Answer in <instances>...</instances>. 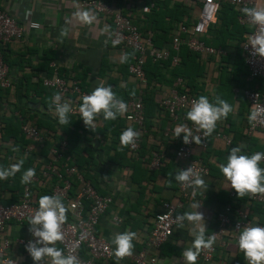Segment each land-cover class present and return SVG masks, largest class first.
Wrapping results in <instances>:
<instances>
[{
  "label": "built area",
  "instance_id": "obj_1",
  "mask_svg": "<svg viewBox=\"0 0 264 264\" xmlns=\"http://www.w3.org/2000/svg\"><path fill=\"white\" fill-rule=\"evenodd\" d=\"M115 1L82 0L80 5L85 9L92 10L103 19L109 20L111 26L109 42L113 46L131 49L136 52L134 61L127 67V73L138 83L140 88L144 87L145 84L142 71L143 58L149 57L152 62L165 61L170 56V51L177 52L182 44L190 52L198 54L203 59L212 57L213 59L208 64H215L217 58L223 55V51L204 45L200 37L205 34L207 27L215 22V14L220 3H227L239 11L244 8L264 9V0H195V3L198 4L197 8L192 12L195 22L189 26L176 25L169 49H156L151 45L150 32H145L143 36L139 35L136 26L131 23L128 16L115 6ZM151 8V3L142 5L141 13H148ZM236 21L239 25L249 29L245 40L240 44L241 56L246 68V80L250 82L258 79L261 82L260 90L255 87L245 88L241 91V95L249 107V122L244 134L246 136H251L255 132L264 134V58L254 54L250 43V40L258 33L261 26L254 25L243 12L237 16ZM37 27L36 23H29L26 28L20 26L6 12L0 9V45L7 44L12 40H19L27 30L36 29ZM182 35L185 36V39L181 38ZM171 62L176 65L178 63L177 56H173ZM49 67L53 70V74L50 77L40 78V83L44 88L53 91L49 104L50 109L55 111L53 98L55 94H60L62 102L68 101L71 104L72 111L69 114L72 116L79 115V102H82L83 96L91 93L81 91L75 81L58 77L55 72L56 65L53 62L49 63ZM217 75L216 70L210 71L211 77L216 78ZM175 85L182 92L177 91L176 87L169 88L166 94L156 102L174 123L179 119L182 120L183 118L179 117L178 114L182 111H190L193 101L197 100L194 96L186 93L179 78L175 80ZM11 87L8 68L0 52V88L2 90H10ZM139 94L140 91L138 96L124 101L127 105V111L123 115H119L128 128L139 134L134 145L127 146V155L129 157H136L144 132L142 104ZM3 110L7 111L6 103L3 104ZM13 115L20 121L22 120L16 112ZM188 128L192 130L193 135L201 137L202 143L200 147L204 149L206 136H204L203 130L197 131V126L192 122L189 123ZM174 132L167 130L165 136ZM20 133L28 141L20 150L22 155L25 156L35 150H40L43 146L45 137L30 121H21ZM214 136L222 139L225 145H229L230 140L225 135L215 133ZM66 146L65 141H60L48 149L47 159L40 163L38 171H36V175L31 182L38 187H45L48 182L53 181L49 185L48 196L59 197L67 209L66 221L61 228L63 240L56 242L57 249L65 256H75L78 264H95L96 261H108L111 259L115 260V262L128 261L130 264H154L160 247L167 241L175 227L181 225L176 220V217L179 216L177 212L187 202L193 192V188L184 187L178 182L176 198L170 202H162L160 205L161 211L153 215L152 228L144 240L142 248L132 251V255L118 260L110 243L95 233L99 218L111 204V197L100 195L96 192L89 181L73 165L72 157L66 154ZM191 149L192 142L184 144L183 139L177 148L174 149L173 156L179 162L178 171L191 167L195 173L202 177L206 174L207 168L201 163L199 158H192ZM165 158L164 151H150L146 158L145 166L149 171L155 170L166 161ZM261 162H264V160H261ZM30 184H24L17 202L8 205L0 204V264H17L8 255L11 241L3 235L9 223L22 225L26 230L25 238H19L14 241L21 248L26 250L28 242L34 239L29 231V220L38 209V200L36 192L31 189ZM229 196L233 197V193L230 192ZM246 198L247 203L243 209H233L234 221L231 224V230L237 242L243 229L251 227L247 218L248 205L264 206V193L246 194ZM231 211L230 206H225L223 211L216 216L217 227L211 234L206 236L215 235V243L212 249L201 250L198 258L202 263L211 262L215 253V245L220 243L221 237L225 233V227L230 223L229 214ZM113 220L118 221L116 218H113ZM256 226L263 227L260 224Z\"/></svg>",
  "mask_w": 264,
  "mask_h": 264
},
{
  "label": "crops",
  "instance_id": "obj_2",
  "mask_svg": "<svg viewBox=\"0 0 264 264\" xmlns=\"http://www.w3.org/2000/svg\"><path fill=\"white\" fill-rule=\"evenodd\" d=\"M81 1L82 0H0V9L13 18L18 25L25 28L29 23H36L38 25L36 29L27 30L19 40H12L7 44L0 45L2 51L8 55L9 60H13L18 55L22 58V62L17 63L22 68L13 67L12 71L9 73L12 84L9 90V102L19 100V92L15 88L16 86L18 87L20 85L22 87L20 92H23L25 80L28 81V83H35L38 79L45 76L39 66L42 59H49V62H53L56 65L57 72L61 71L62 74L69 76H71V69L76 67V74L80 80L77 82L80 83L82 89L88 93H92L99 86L111 87V89H113V87L122 88L126 82H135L129 75L123 80L122 72L118 69V66L122 63L123 50L113 46L109 42L111 30L109 20L103 19L90 9L81 7ZM103 1L108 2L109 0ZM173 1L183 2L187 6L193 7L192 9L194 10L197 8L193 0ZM122 3L125 4L124 9L126 13L129 12L132 14L133 10L138 11L137 6H139L141 2L139 0H122ZM82 11H88L95 16V20L92 24H83L78 20L75 13ZM62 33L65 34L62 35ZM101 62H104V64L101 65ZM211 70H216L215 64H207L204 83L208 96L214 98L217 96L216 85L218 78L210 76ZM240 80L242 82L245 81L243 89L251 88L250 83L254 81L248 82L246 76H242ZM256 86V84L252 85V88ZM168 89L169 88L157 86L154 95L155 102L161 99ZM243 89L235 87L232 91L234 94L241 95ZM34 99L37 100L38 98L35 97ZM159 108L160 109L154 114L152 126L149 127L148 130L144 129L141 143L148 151H164L166 156L165 160L167 161L170 157H174V147L178 144V141L183 139V134L180 137H175V132L165 136L167 130L175 131V128L180 124H185L188 127L189 123L186 120L174 123L170 119H167L162 108ZM231 108L232 111L229 113L230 119L232 122H236V128L241 133L242 137L244 139L250 138V141H252V143H250V146H252L251 148L255 150L262 149L264 151L263 133L255 132L251 136H246L244 134V130L248 124H246L244 120L249 122V107L247 103L244 102L243 108L238 110L237 102L235 101ZM37 115L40 116L38 113ZM238 122L241 123L239 124ZM99 124L100 122L98 121L96 125ZM216 126V130H214L211 135L206 136L205 141H209V163L216 164L218 170H220L219 165L221 163L217 158V153L230 152L232 148L225 145L222 139L216 138L214 135L215 133H220L230 140L233 134L231 131L227 130V122L223 119L217 121ZM246 139H242L235 144V147L241 149L240 154H242L243 149L246 148ZM90 145L93 149L97 148L95 140L91 141L89 146ZM191 150L192 157L199 158L204 149H202L200 145L192 143ZM96 155L100 162L102 160L101 153L96 151ZM223 159L227 161V158L224 157ZM175 161L177 160L174 157V162ZM39 165L35 171H38ZM178 166L179 163L177 169H175V172L170 178V181L172 180L175 182V189L171 190L169 185L171 182L160 176L155 181L158 188L150 192L149 189L151 188V184L147 185L138 206L136 205L137 190L136 187L128 181V169L114 170L109 165L98 166V171L101 176L100 186L104 189V194L100 195L110 196L111 204L99 218L95 227L96 235L107 240L112 249L115 250L116 245L112 243L115 236L117 234L129 232V224L131 225V223L128 218L138 217L141 221V225L140 228L133 232L135 233V237L132 240V245L133 250L141 249L144 240L152 228L153 215L161 211V203L165 201L170 202L176 198L178 182L174 177L179 172ZM259 166L264 168V162H260ZM106 171H108V175L105 174ZM201 178L205 181L207 189L197 188L195 192L193 191L181 215L193 211L202 213L206 228L205 233H207L208 231H214L216 229V216L221 213L224 208V204L220 200L221 196L218 198L216 197L217 192L220 189L228 191L232 187L230 181H228L223 174H218L216 171L205 174ZM49 185L50 182H48L45 187H38L35 183L30 184L31 189L36 192L35 194L38 201L41 197L39 189H44L45 191L42 193V196H48V190H50L48 189L50 187ZM246 203L239 208L243 209ZM193 204H200L201 207L194 209L192 207ZM248 207L249 212L247 218L250 221V225L256 226L259 222L264 224V215L251 214L250 208L252 206L248 205ZM113 218H116L118 221H114ZM231 224L232 223L226 225L225 233L222 235L220 243L215 245V253L211 262L202 263L199 258H197L196 264H248L245 257L241 255L242 252L239 249L238 242L234 238ZM200 226L201 225H196L197 230ZM180 229L182 231H179L177 234H174L173 231V234L170 235L171 238L163 244L164 249L162 252L164 255L158 254L154 264H186L183 252L192 247L194 240V237L191 235L193 224L185 220ZM184 231L185 235L183 237ZM3 235L8 237L11 241L8 251L9 257L15 260L17 264H33L28 252L14 243L16 239L26 237L24 226L16 223H9ZM175 250L176 252H174ZM40 264H50V258L45 257ZM95 264L130 263L128 261L115 262V260L111 259L108 261H96Z\"/></svg>",
  "mask_w": 264,
  "mask_h": 264
},
{
  "label": "trees",
  "instance_id": "obj_3",
  "mask_svg": "<svg viewBox=\"0 0 264 264\" xmlns=\"http://www.w3.org/2000/svg\"><path fill=\"white\" fill-rule=\"evenodd\" d=\"M139 1L141 3L137 6L138 11L133 10L132 14L129 12L126 13L124 9L125 4L122 3V0H116L114 4L123 14L128 16L131 23L136 26L139 35L143 36L145 32H150L151 45L156 49H169L171 37L175 33L176 25L181 24L189 26L195 22L192 16L193 7L191 8L183 2L173 0ZM193 1L195 2V0ZM150 3L152 4V8L149 12L144 14L141 13V6L149 5ZM195 5L196 7L198 6L196 3ZM241 12L242 11H239L227 3H220L215 14V22L210 24L205 34L200 37L204 45L218 48L223 51V55H220L215 62V69L218 74L216 97L213 98L208 96L204 83L207 64L213 58L208 57L203 59L198 54L190 52L184 44L179 46L177 52L174 53L170 51V56L165 61L152 62L149 57L143 58L142 71L145 83L144 87L140 88L136 81L130 83L126 82L122 88L113 87L112 91L115 93L116 97L123 101L138 96V92L140 91L139 97L141 98L142 104L143 131L144 129L148 130V128L152 126L154 114L160 109L154 100L157 86L165 88L176 87L177 91L182 92V90L175 85V80L177 78L182 81L186 93L197 99L200 96H205L210 103L216 104V100L219 98L225 100L231 107L233 102L236 101L237 109L243 108L244 99L241 95L234 94L232 91L235 87L238 89L244 88L243 85L245 81L242 82L240 79L242 76H246V68L241 56L240 44L245 40L249 33V29L239 25L236 21L237 16L241 14ZM181 38L185 39V36L182 35ZM119 48L123 50V59L118 69L122 72V78L125 80L128 75L126 69L128 65L134 61L136 52L131 49ZM0 52L3 61L7 65L8 73L12 71L13 67L22 68L17 64L18 62H22L20 55L13 60H9L8 55H6L1 48ZM173 56H177L178 58V63L176 65L171 62ZM49 61V59H42L39 64L41 67L40 69L45 74L44 77H50L53 72L49 67ZM103 64L104 62H101V65ZM76 69V67L71 69V76L62 74L61 71L57 72V69L55 72L58 77L64 80L75 81L80 90L85 91L82 89L80 83L77 82L80 80L77 77ZM254 81L250 83V87L252 88V85L256 84V88L260 90V80L257 79ZM15 88L19 92V102H9V90H2L0 88V168L7 169L11 165L18 163L21 159L24 160V164L21 171L17 172L14 177L0 180V204L8 205L18 201L22 187L24 186V184L21 183L23 172L29 168H34L36 170L37 166L47 159L48 149L60 141L66 142V154L72 157L73 165L99 194H104V189L100 186L101 176L98 171V166L109 165L114 170L128 169V181L130 184L134 185L137 190V206L143 197V192L147 185L151 184L149 191L153 192L158 188L155 184L158 177L161 176L170 181L175 169H177L179 162H174V157H170L167 161H164L159 168L149 171L145 163L150 150L148 151L145 149L141 141L136 157H129L127 155V147L122 146L120 143V135L124 130L128 129V127L119 115H117L115 120H104L102 114L97 116L94 121L95 127L92 130L83 124L80 114L76 116L69 114V124L60 125L55 111H52L49 106L53 91L44 88L40 83V79L35 83H28V81L25 80L23 92H20L22 88L20 85ZM35 97L38 99L35 100ZM4 103L7 104V111L3 110ZM81 103L80 101L79 106ZM14 112L20 115L21 121H30L41 131L45 139L40 150H35L25 156L21 154V148L26 145L28 141L25 140L20 133L21 121L13 115ZM187 112L188 110L180 112L178 116L183 119H179L178 121L186 120L190 123L191 121L186 119ZM37 113L40 114L41 117L38 116ZM164 115L167 119H170L167 113L164 112ZM222 119L227 122V130L231 131L233 134L228 147L234 148L237 142H240L242 139L245 140L246 138L244 139L242 137L241 133L236 128V122L231 121L229 114L226 118ZM98 121L100 124L96 125ZM244 121L246 124L248 123L247 120ZM216 128L217 126L214 130H216ZM43 131L47 132L44 133ZM93 140L97 143V148L95 149H93L91 145L89 146L90 142ZM180 141H178L174 149L177 148ZM208 142V140L205 141V147L199 159L207 168L206 174H210L212 171L222 174L221 171L218 170L216 164H210L208 161V154L210 153L208 150ZM246 143V148L243 149V155L251 156L256 152H264L262 149L255 150L251 148L252 146H250V143H252V141H250V138L246 139ZM96 151L100 152L102 155V160L100 162L96 155ZM229 153L230 152L217 153V158L221 164L227 163L223 158H227ZM105 174L108 175V171H106ZM52 182L53 181H50V184H52ZM170 182V189L174 190L175 182L172 180ZM48 189H50V187ZM43 192H45L44 189H39L41 196ZM230 192L233 193V197L229 196ZM216 197L221 198L219 199L224 204V207L230 206L232 210L229 214L230 223L234 220L233 209L241 207V205L245 204L247 201L246 195L242 198L237 197L236 192L232 188L228 191L220 189ZM186 203L187 202H185L181 210L177 212L179 216H181ZM250 211L251 214L264 215V206L252 205ZM128 219L131 223V225L129 224V232L133 233L134 230L140 228L141 221L138 217H129ZM259 224L262 225L263 223L261 224V222H259ZM180 227L181 225L176 226L173 233L177 234L179 231H182ZM211 232L212 231H208L205 233V236ZM184 235L185 231L183 232V237ZM170 238L169 236L168 239ZM163 249L164 245L160 247L158 254L164 255L162 252ZM174 252H176V250ZM241 255L244 256V253L242 252Z\"/></svg>",
  "mask_w": 264,
  "mask_h": 264
},
{
  "label": "clouds",
  "instance_id": "obj_4",
  "mask_svg": "<svg viewBox=\"0 0 264 264\" xmlns=\"http://www.w3.org/2000/svg\"><path fill=\"white\" fill-rule=\"evenodd\" d=\"M242 12L250 18L254 25L261 26L250 43L254 54L264 58V9L244 8ZM75 16L83 24H92L95 20V16L88 11L77 12ZM53 104L59 124H69V113L72 111L70 102H62L61 95L55 94ZM126 111V103L116 97L111 87L104 86H99L90 95L83 96L79 106L81 120L91 130L95 127L94 121L97 116L102 114L104 120H115L117 115H123ZM231 111V106L225 100L217 98L216 104H213L205 96H200L193 101L186 119L197 126V131L203 130L204 136H209L214 131L217 121L226 118ZM182 134L184 144L191 141L196 145H201V137L193 135L192 130L185 124H180L175 128V137H180ZM138 135L131 128L124 130L120 135L121 145L125 147L134 145ZM240 153L239 147L231 149L227 163L219 165L221 173L230 181L237 197L264 193V168L259 167L261 160H264V152H256L251 156ZM23 164L24 160L21 159L7 169L0 168V180L14 177L17 172L21 171ZM35 175L34 168L25 170L21 183L30 184ZM174 179L184 187H192L194 192L197 188L207 189L205 181L191 167L180 170ZM192 207L198 209L201 205L193 204ZM66 212L67 209L59 197L45 195L39 198L38 209L29 220V231L34 239L26 245V251L33 264H40L45 257L50 258V264H78L75 256H65L55 247L57 241L63 240L61 228L66 221ZM176 220L181 223V226L185 220L193 224L192 247L184 251L183 256L186 264H196L201 250L212 249L215 235L205 236L203 214L198 211L186 212L177 216ZM196 225H201L198 230ZM134 237L135 233L132 232H124L115 236L112 243L116 245L115 256L118 260L132 255ZM238 244L248 264H264V227H245L240 233Z\"/></svg>",
  "mask_w": 264,
  "mask_h": 264
}]
</instances>
